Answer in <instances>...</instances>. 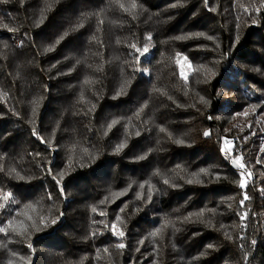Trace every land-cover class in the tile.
<instances>
[{
	"label": "trees",
	"instance_id": "16d2710c",
	"mask_svg": "<svg viewBox=\"0 0 264 264\" xmlns=\"http://www.w3.org/2000/svg\"><path fill=\"white\" fill-rule=\"evenodd\" d=\"M0 204V264H264V0H0Z\"/></svg>",
	"mask_w": 264,
	"mask_h": 264
},
{
	"label": "snow or ice",
	"instance_id": "6c2138e0",
	"mask_svg": "<svg viewBox=\"0 0 264 264\" xmlns=\"http://www.w3.org/2000/svg\"><path fill=\"white\" fill-rule=\"evenodd\" d=\"M205 3L207 4V0H205ZM121 7H122V5H121ZM133 7H135V5H133ZM133 47H135V45H133ZM46 51H51V49H46ZM137 51H140V50L137 49ZM148 51H149V49H148L147 47H145V48L143 49V53H148ZM185 59H187V58L185 57ZM178 63H179V61H178ZM181 75L184 77L185 80L188 79V75H187L186 73H184L183 71L181 72ZM244 114L247 115V113H244ZM114 123H115V122H114ZM109 127H111V125H109ZM33 134H34V135L37 134V133L35 132V130H33ZM136 135L139 136L140 133L137 132ZM209 135H210L209 132H207V131L204 132V136L207 137V136H209ZM175 143H177V144H183L184 141H183V140H176ZM123 147H124V145H120V146H118L117 149H116V151L119 152ZM141 158H143V157H141ZM232 163H233L234 165H237V166L240 167V168H244V167H245L243 164L240 163V160H238V159H236V160H232ZM201 171L204 172V171H206V170L202 169ZM240 175L243 177V176H244V172H241ZM248 175L250 176L251 173H248ZM21 179H23V177H21ZM164 183L167 184L168 181L165 180ZM188 183H192V181L189 180ZM174 186H175V185H174ZM245 186H246L245 181L242 179L241 182H240V187H241V188H244ZM11 195H12L11 193H6V194H4L3 199H4L5 201H7ZM247 199H248V197H247V195H245V196H244V199L240 201L241 205H243V204H244V200H247ZM3 207H4V205H3V204H0V208H3ZM93 211H95V209H93ZM53 223H55V221H53ZM112 231H113V233H114L115 235H117L118 237H123V236L125 235V233H124L123 231H117L115 225L112 226ZM0 232H5V233H6V232H7V229H5V228H0ZM94 235H95V233H94ZM152 235L154 236V235H156V233H152ZM229 238H231V237H229ZM253 243H255V242L253 241ZM28 247L31 248V247H32L31 244H29ZM118 247L123 248V247H125V245H124V244H119ZM105 251H107V250H105Z\"/></svg>",
	"mask_w": 264,
	"mask_h": 264
},
{
	"label": "water",
	"instance_id": "95a60500",
	"mask_svg": "<svg viewBox=\"0 0 264 264\" xmlns=\"http://www.w3.org/2000/svg\"><path fill=\"white\" fill-rule=\"evenodd\" d=\"M231 165H232V166H236V165H234V164L232 163V161H231Z\"/></svg>",
	"mask_w": 264,
	"mask_h": 264
}]
</instances>
